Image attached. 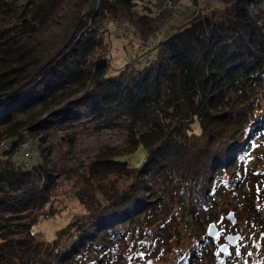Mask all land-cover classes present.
I'll return each mask as SVG.
<instances>
[{
    "label": "trees",
    "instance_id": "1",
    "mask_svg": "<svg viewBox=\"0 0 264 264\" xmlns=\"http://www.w3.org/2000/svg\"><path fill=\"white\" fill-rule=\"evenodd\" d=\"M140 1L0 0V141L11 137L13 152L27 143L29 131L90 115L126 134L122 149L100 151L90 172L132 177L124 189L102 190L101 199L81 191L84 211L46 240L31 228L52 196L54 167L45 157L32 164L0 159V264H130L120 241L140 245L152 221L157 237L186 215L208 218L211 193L238 195L223 183L222 160L254 156L257 138L264 137V113L257 112L264 99V0L173 1L174 21L153 31L165 30L164 37L111 73L107 55L97 54L102 21L121 20L141 35L166 15L165 6L140 8ZM56 24L59 31L40 48L47 49L41 65L32 58L39 37ZM9 27L25 39L14 38ZM27 59L33 61L24 67ZM140 146L147 154L140 166L120 158ZM245 204L260 213L253 202ZM245 216L252 225L254 215ZM187 229L182 225L177 235L191 234ZM196 238L191 248L200 252L209 238ZM191 258L186 264L200 262Z\"/></svg>",
    "mask_w": 264,
    "mask_h": 264
},
{
    "label": "rangeland",
    "instance_id": "2",
    "mask_svg": "<svg viewBox=\"0 0 264 264\" xmlns=\"http://www.w3.org/2000/svg\"><path fill=\"white\" fill-rule=\"evenodd\" d=\"M24 1L15 0V3L21 4ZM70 1L74 2L75 0ZM164 1L168 4H165ZM173 1L180 5H189L192 0L140 1V8L145 6H150L153 9H156L155 6L166 7V10H164L166 15L155 20L156 22L153 23L150 32L147 31L145 33L143 31L141 35L136 34L134 28L129 23L122 22L121 20L108 19L102 21L99 35L102 37L104 44L101 49L97 50V54L104 52L107 55L111 67L109 72H113V68H118L125 62L130 61L135 53H146L147 50L156 46L157 43L152 41L155 38L157 41L163 38L165 30L163 32L158 31L157 34H153V31L163 21L169 22L174 19H169L170 13H168L173 10ZM208 3L214 4L216 2L209 0ZM261 5L264 8V2ZM72 8L73 6L68 9ZM175 15L179 17L178 14ZM56 25L43 36L39 37L41 44L38 46V50H35L36 53L35 55L33 54L32 58L33 60L38 59L37 62L41 65L44 61L43 54L47 49L43 48L41 50L40 48L50 44L52 35L59 31V25ZM164 26H166V23ZM9 29L10 35H13L14 38L17 39L19 36H22L21 40L25 39L23 35H19L15 28L9 27ZM2 40L3 38H0V43ZM33 60H25L26 62L23 63L24 67L28 63L31 65ZM35 70L36 68H34ZM79 108L82 110L87 109L84 104L80 105ZM240 109V107L239 109L235 107L233 111L240 113ZM257 112L260 113V116L264 113V99L260 100ZM34 124L38 125L39 122L36 121ZM192 127L194 132L199 133L200 126L198 123H193ZM25 137V141H27L25 147H28L27 151H30V158H24L28 156H25L26 151L23 152V146H19L16 150L10 152L11 137L4 136L0 141V159L4 160L11 157L17 161L32 164L36 160L45 157L47 163L54 167L57 182L52 196L31 228L32 232L42 239L52 240L59 227L64 226L78 215L77 213L84 211L85 207L77 196L81 191L86 195L93 194V196L101 199L102 190L107 192L112 190L113 187L124 189L132 181L131 176H122L113 172L105 174L106 176L104 177L102 175L97 177L90 172V168L96 166L92 161L96 159L100 151L108 148L122 149L126 137L125 130L122 128L117 126L101 127V122L87 115L83 116L81 120L69 124L64 122L62 124L53 123L47 127L42 126L41 128L27 132ZM256 142L254 156L251 155V157H247L246 159L239 158L238 161L233 163L230 162L232 156H230V160L229 157L222 160V163L226 165V169L222 171V179L225 180L223 183L229 181L231 183L230 186L234 188L231 189L238 195L233 196L232 191L231 194L226 192L224 194L217 193V196L211 193L209 196L211 198L209 199L214 205L212 206L213 213L208 218L203 214L199 215L197 219L186 215L185 219L187 217L188 220L181 222L184 227H187L191 231V234L184 233V235H177V229L181 230L182 225L180 224L176 228V226H173L174 223H172L167 231L164 232L162 230L163 232L161 231L160 236L155 237L156 232H154L153 227L156 221H152L150 227H147L145 233H143V237L141 238L143 242L140 245L134 246L133 242L128 241L130 239L120 241L121 245L124 248L126 247L124 250L128 252L127 256H130L129 263L146 264L147 259H152L154 264H186L190 256L192 257L191 259L195 256L200 261L197 264H264V203L255 194H252L253 190L255 192L260 191L259 193L264 197V137L259 136ZM146 155L145 150L140 146L133 153L122 155L120 158L125 159L133 166H140L146 160ZM217 176H219V173H216L212 179H215ZM236 183L238 184L235 186ZM199 192L201 193L200 196L204 198V191H198V194ZM250 202H253L256 208L260 210L259 214H254L251 210L245 209V203ZM229 210L233 211L236 218L235 222L231 223L229 219L225 218V214ZM245 213L254 215L252 217L254 223L252 222L250 226L246 222ZM211 221L221 230L222 236L227 232L240 233L236 244L229 247V252L225 257L221 255L222 252L218 251L217 248L222 237L215 241L206 234V226ZM144 222L141 221L142 224ZM201 234L203 237L206 235L209 238L207 240L209 243H207L202 251L195 252L196 249L193 250L191 248L193 246L191 243L196 241V236L201 237ZM139 248L144 250V252L141 251L140 256L138 252ZM203 252L204 254H202Z\"/></svg>",
    "mask_w": 264,
    "mask_h": 264
},
{
    "label": "water",
    "instance_id": "3",
    "mask_svg": "<svg viewBox=\"0 0 264 264\" xmlns=\"http://www.w3.org/2000/svg\"><path fill=\"white\" fill-rule=\"evenodd\" d=\"M225 218L229 219L230 222H235V219H236L233 214V211L231 210H229L225 214ZM206 234L212 238H217L219 236V229L213 221L207 224ZM239 237H240V233H230V232L226 233L223 236L224 241L218 245V250L224 254H227L229 251V246L235 245ZM146 264H154V263L152 259H147Z\"/></svg>",
    "mask_w": 264,
    "mask_h": 264
},
{
    "label": "built area",
    "instance_id": "4",
    "mask_svg": "<svg viewBox=\"0 0 264 264\" xmlns=\"http://www.w3.org/2000/svg\"><path fill=\"white\" fill-rule=\"evenodd\" d=\"M22 145H23V146H26V142H23ZM29 154H30V151H26V152H25V155H29Z\"/></svg>",
    "mask_w": 264,
    "mask_h": 264
},
{
    "label": "flooded vegetation",
    "instance_id": "5",
    "mask_svg": "<svg viewBox=\"0 0 264 264\" xmlns=\"http://www.w3.org/2000/svg\"><path fill=\"white\" fill-rule=\"evenodd\" d=\"M209 264V263H208ZM213 264H217V263H213Z\"/></svg>",
    "mask_w": 264,
    "mask_h": 264
}]
</instances>
